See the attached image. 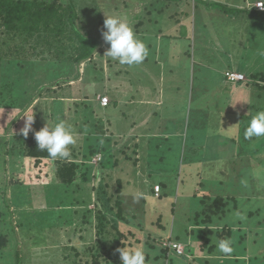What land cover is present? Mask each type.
<instances>
[{"label":"rangeland","instance_id":"obj_1","mask_svg":"<svg viewBox=\"0 0 264 264\" xmlns=\"http://www.w3.org/2000/svg\"><path fill=\"white\" fill-rule=\"evenodd\" d=\"M65 1L67 2V0ZM74 1L78 14L77 24L84 26L83 32L87 33L89 37L98 38L101 46L99 52L94 54L88 64L81 65V81L78 84L75 85V82L74 85H71V82L64 83V78L60 79L61 76L57 80L55 77L50 79L54 76V70H51L52 67L49 64L53 63L41 61L39 57H34L33 60L26 62L29 64L32 62L35 65H32L29 77L26 79H21L22 76H18L19 82L15 79L16 75L12 67L6 64L7 62L3 61L0 64L1 67L4 66L0 75L2 78H6L5 80L0 79V264H8L9 255L14 256V254L18 256L15 264H93L96 260L94 256H100L99 264H115L103 262L106 260L108 245L105 246V241L100 242L96 236L95 228L93 229L94 226L96 227L97 211L102 210L103 214L107 215V208H102L101 192H104L110 200L108 207H111L113 214L117 213L121 206L122 214L130 219L131 225L126 226L124 232L129 234V230L140 229L139 232L135 231L134 237L129 238V236L127 239L121 240V244H125L126 248L129 243L133 244L135 240H140V244L135 248L141 247L146 254L159 253L161 250L160 241L158 248H149L148 244L165 239L162 238L163 235L168 238L171 230L179 232L183 224L190 226L189 230L202 229L203 226L195 227L190 223H183L184 216L190 215L187 217V220H190L192 214L198 212V208H200L198 213L200 221L209 217V221H212L209 228L218 230L219 234L212 236V240L203 247L200 244L202 241L198 243L202 247L203 253L201 252L198 257L195 256L194 260L199 261L200 264H264V168H257L256 177L252 179V182L244 183L241 179L239 183L230 182L223 186L221 183L216 187L211 184L213 179L210 178L218 172L216 163L212 160L210 162L209 157L218 153L219 143L217 140L221 128L217 127L222 123V118L217 119L216 113L210 114L211 122L208 131L210 138H207L208 145L204 151L205 161H207L203 162V165L208 163L210 166L205 168L203 165H199L198 168H190L191 171L185 173L186 177H184L186 168L180 166L177 150L167 152L164 150L165 145L156 149L158 139H153L148 147L147 164L143 162L142 158L138 159L140 156L138 147L135 148L131 145L128 148L130 151L122 150L127 146L126 143H123L126 137L122 141L117 139L116 142L112 138V143H109V139L106 142L103 141L110 135L115 137L113 133L118 125L117 121L121 125L125 123L118 120L117 111L110 104L114 102L118 104L121 101L118 92L114 90L111 92V87L114 85L113 78L123 72L124 69L121 67L124 65L105 55L110 47L102 37V32L106 30L104 29L106 15L119 14V16L127 18L129 23L131 22L130 25L135 34L145 32V35L152 38L153 56L148 55L146 58L150 61V68L154 69L152 58L156 54L155 49L160 46V37H164L171 30L170 13H174L175 5L173 3L169 5L164 0L168 7H165L164 11L159 14V0ZM155 1L158 3L153 6L152 3ZM234 1L227 0L229 5H219L218 9L228 11V13L232 11L240 13L232 8ZM259 1L263 2V0L256 1L251 9L256 10L255 4ZM200 11L205 13L210 9L206 10L205 7H202ZM131 14L135 20L131 19ZM136 15L137 19L134 18ZM147 21L150 22L147 23ZM139 22H144L140 28L136 27ZM245 22L231 21L226 27L223 23L212 21L210 30L205 35V45H209V39L213 42L212 45H222L223 50L231 52L230 59L225 55L229 53L226 51H224L225 54L220 52L212 58L213 63L209 73L216 75L220 80L223 78L222 73L231 68L230 61L238 63V71L246 75L251 74L252 76L253 74L264 77V17L253 14L251 22ZM229 27L231 28L230 33ZM238 35L243 38L238 39ZM229 36H232L231 42L227 40ZM164 39L169 40L167 37ZM134 67L136 68V65ZM128 69L130 70L131 67L128 66ZM124 74L120 78L121 82L126 81L128 77ZM189 78L196 81L198 79L197 71L191 70ZM208 79L213 80L210 74ZM11 81L14 85L12 88L15 90L12 93L9 90ZM116 82L120 83L119 77ZM256 82L257 80L251 81V112L264 107V95H261L264 92L261 88H257L264 84ZM130 86L136 87V81L134 80ZM219 86L222 88L220 83ZM226 92L227 90L225 92L222 90L225 98L227 97ZM105 94L109 95L108 104L111 105L108 108V117L98 107V99ZM259 95L262 97L258 98ZM57 96L63 101H56ZM118 108L121 113V111L127 112L134 106L123 105ZM212 109L217 110L215 107ZM20 112L34 115L33 131L29 132L27 138L19 134L25 124V118L18 114ZM141 112L144 111L141 110ZM61 120L71 126L76 140L74 145L69 146L70 158L49 159L42 156L39 159H31L27 155L25 146L35 139L34 132L44 127L46 121L54 124ZM99 120L103 122V129L99 127L97 122ZM128 124L126 122V125ZM230 129L224 128L223 133L229 134ZM102 130L103 132H101ZM261 139L264 137L252 138L251 144L256 146ZM169 140L173 144L169 147L173 149L177 142L172 138ZM138 142L141 144V140ZM32 143L36 144V142ZM243 144L245 143L241 141V145ZM98 148H103V151L109 149V151L105 156L99 153H97L99 155L95 154L88 162L87 166L89 167H85V155L92 149L99 150ZM143 148H146V145ZM223 151L222 149L221 152ZM126 153L130 154L131 159L128 155L125 158ZM143 153L144 151L142 155ZM100 155L102 160L96 161ZM71 161H75L74 163L78 166L73 178L74 184L81 185L83 177H86V182L88 181L87 183L91 185L90 189L87 185H82L81 190L70 186L66 189L62 186L58 169ZM231 167L229 166V169ZM144 169L147 171L148 182L144 181L146 180ZM197 169L203 171L202 176L193 179ZM138 172L139 176L141 173L144 176H136ZM201 183H207L210 186L209 190L213 192L210 191L211 194L210 192L207 194L212 198L224 192L225 197L228 196L226 199L232 197L243 201L237 206L233 204L232 210L226 217L222 211L223 205L217 204L214 207L212 199L206 200L203 207H198V197L202 199L206 195L200 192ZM141 184H144L143 187ZM155 184L162 185V192L158 195H161L160 199L154 196ZM193 184H195V189L189 195ZM201 188L204 189L203 186ZM85 189L91 190V193ZM143 190L147 194L144 201L141 198ZM138 196L139 199H137ZM203 210H206L205 214L202 213ZM89 211L92 213L91 217L87 216L84 223L88 220L92 225H85L83 224V215ZM238 211L244 214V220L237 218L236 212ZM107 216L109 217V215ZM82 225L85 226L86 231L78 233L77 231L81 229ZM109 231V237L116 238L115 235L111 236L114 232L110 227ZM229 232H231L230 235ZM221 239L231 240L233 252L230 255L219 252L217 245ZM1 240H4L3 243ZM71 240L77 241L78 251L72 249V251L63 252L60 245L67 246L68 241ZM166 240L162 241V244H165ZM71 246L72 243L68 245V247ZM97 246L100 248L98 251L96 250ZM113 246L117 245L113 244ZM117 249L119 247L115 249V252L119 254ZM182 249L181 254L187 255L193 260V249L190 247H182ZM74 251L78 253V256H75ZM211 251L213 252L211 253ZM154 256L149 255V259L154 263L147 264L159 263L153 260ZM163 262L167 264L166 261Z\"/></svg>","mask_w":264,"mask_h":264},{"label":"crops","instance_id":"obj_2","mask_svg":"<svg viewBox=\"0 0 264 264\" xmlns=\"http://www.w3.org/2000/svg\"><path fill=\"white\" fill-rule=\"evenodd\" d=\"M221 1L223 2L220 3ZM256 1L258 0H235L232 3V8L240 11V13L233 11L228 13V11H221L213 8L219 5L228 6L229 3L227 0H181L177 2L167 0L166 3L169 5L171 3L175 5L174 13H170V20H172L171 30L164 36L170 41L159 36L160 46L155 49L156 54L152 58L154 69L150 68V61L146 58L141 64L136 65V68L131 66L130 70L127 65H124L121 67L124 69L123 72L118 73V76L113 78L114 85L111 87V92L112 90L118 92L117 94L118 97H121V101L118 104L116 102L110 103L112 105L110 106L117 111L118 120L125 123L121 125L117 121L116 123L118 125L115 128L116 131H113L116 138L110 135L106 137L105 140L109 139V143H112V138H114V142H116L117 139L122 141L126 137L123 143H126L127 146L122 148V150L125 152L130 151L128 148L131 145L135 148L138 147V149H140L138 150L139 155L141 156H138V159L142 158L143 162L147 164L148 156H146V152L149 149L148 147L153 139H158L159 142L156 149H159L161 145H165L164 150L167 152L177 150L179 153L178 161L180 166L186 168L184 172V177H186L185 173L191 171L190 168H198L199 165H203V162L207 161H205L204 151H206L208 139L210 138L208 134L209 123L211 122L210 114L216 113L217 119L222 118V123L217 127L221 128L217 140L219 143L217 146L218 153L210 155L209 161L211 162L212 160L216 165H225L224 167H228L230 171L229 176L236 183L241 181V169L244 165V167L246 166L247 168L246 176H250L246 182H251V173L255 175L252 178L254 179L258 171L257 168H264V151L251 156L249 153L251 151V146H249L251 144V139H245L244 137L241 140L240 135L241 130L244 128V120L250 118L251 115V74L246 75L238 71L237 68H239V65L235 61H230L231 68L226 69L222 73V81L218 79L216 75L209 73L210 68H212L213 56L220 54V52L224 53V51L228 53L229 50H223L222 45L218 46L219 44L212 45L213 42L209 39V45H205V35L210 30L212 21L223 23L226 27L231 21L239 20L244 23H246L245 21L251 22V8ZM155 3L157 2L155 1L152 5L154 6ZM202 7H205L206 10L210 9V11H206L205 13L201 12L200 9ZM164 8L165 6L160 8L161 11L158 10V13H162ZM255 11L258 12V10ZM186 12L190 13L189 17L185 15ZM131 16V19H133L132 14ZM135 17L136 19L138 18L137 15L134 16V18ZM149 22L150 21H147V23ZM143 25L144 22H139L136 27L140 28ZM230 31L231 28L229 27V33ZM144 33L145 32H137L136 35L147 46L148 55L153 56L151 51L152 38ZM237 38L241 39L243 37L238 35ZM227 40L231 42L233 40L232 36H229ZM225 55L230 59L229 56H231V52ZM49 65L52 67L51 70L55 71H53L54 76L50 79L54 77L56 80L59 79L56 78L61 72L58 66L55 64ZM191 70H196L198 73V79L196 81H192L189 78ZM227 72L242 74L245 76V80L232 84L227 81L225 77ZM123 74L129 78L127 77L126 81L121 82L120 78ZM209 74L213 80L208 79ZM27 77H29L28 74L26 75V78ZM118 77L120 83L116 82ZM134 80L137 86L131 87L130 84L132 85ZM79 81L81 80L75 82V85L78 84ZM218 82L221 84L222 88H220ZM195 83L198 84L195 85ZM71 85H74V82H72ZM194 86L195 89H193ZM222 90L223 92L227 90L226 98L225 96L223 97ZM193 92L195 94L194 97ZM106 96L108 98L109 95L105 94L103 97ZM55 100L63 101V99L58 98V96ZM123 105L127 107L134 106V108L129 109L127 112L121 111L120 113L118 106L121 108ZM110 106L109 104L107 106H102L100 104V98L98 99V107L104 111L103 114L107 117L108 108ZM214 107L217 108L216 111L212 109ZM141 110L144 112H141ZM23 112L18 114L23 115ZM93 114L95 113L93 112ZM192 115H194V117H205L206 121L197 120L196 118L193 119L191 117ZM97 122L99 127L100 124L103 125L102 120ZM126 122L129 124L126 125ZM133 128L138 129L134 130ZM224 128H231L230 133H223ZM101 132H103V130ZM133 132L135 133L133 134ZM168 137L177 142V145L173 147V149L169 147L173 144ZM140 140L141 144L138 142ZM240 140L245 144L241 145ZM145 145L146 148H143ZM222 149L224 150L223 152H221ZM143 151L144 153L142 155ZM206 166H210V164L207 163L203 165V167ZM229 166H232L231 169H229ZM202 172L203 171L197 169L193 175V179L199 176L201 177ZM144 173L146 179L148 176L145 169ZM164 173L165 171L163 174ZM136 176L140 177L144 175L141 173L139 176L138 172ZM144 181H147V179ZM141 185L143 187L144 184ZM154 186L161 187L159 192L161 194L162 185L155 184ZM191 188L192 191L188 193L189 195L194 191L192 185ZM144 191L145 190L141 192L142 201L145 200L144 197L147 195ZM154 196L158 199L161 198V195L157 197L154 194ZM187 229L189 230L190 226H188ZM171 232L168 238L163 235L162 238L165 239L156 240L155 242L157 245L159 241L161 244L162 241L167 239L185 248L190 247L189 242H174L173 239H171ZM150 261L154 263L152 260ZM160 263H162V261H159L158 264Z\"/></svg>","mask_w":264,"mask_h":264},{"label":"trees","instance_id":"obj_3","mask_svg":"<svg viewBox=\"0 0 264 264\" xmlns=\"http://www.w3.org/2000/svg\"><path fill=\"white\" fill-rule=\"evenodd\" d=\"M172 1L177 2L181 0ZM164 6L167 7L165 1L159 0V7L162 8ZM213 8L218 9L217 6ZM88 13H90L89 10ZM253 14L264 17V12L260 13L259 11L256 12L255 10L251 9V15ZM185 15L189 17L190 13L186 12ZM77 20L78 14L76 11V4L74 0H67V2L65 0H62L61 2H59L58 0H0V64L3 61L7 62L6 64L12 67L13 72L16 75L15 79L19 82L20 78H18V76H22L21 79H26V75L29 74V70L31 69V67H33L32 65H35V63L31 62L29 64L26 62L33 60L34 57H39L41 61H47V63H53L58 66L59 71L61 72L56 78H59L61 75L60 79L64 78V83H72L81 80V65L83 63L88 64L94 54H96L97 51L99 52L101 46L99 40H97L98 38H91L87 33L83 32L84 26L81 24H77ZM29 58L30 60H28ZM27 66L29 67L28 70ZM3 70L4 66L0 68V74L3 72ZM0 79L5 80L6 78H2V76L0 75ZM253 80H257V84H264V77H259L252 74L251 81ZM12 82L13 81L10 82L11 84L9 87L11 93L15 91L12 88L14 86ZM197 84L195 83V85ZM257 88H261V90H263L262 92H264V86H258ZM193 89H195V86L193 87ZM194 95L195 94L193 92V97ZM261 95L264 94L262 93ZM261 97L262 96L260 95L258 96V98ZM261 110H264V107L260 108L259 110H255V112H251L250 118L244 120V128L240 132L241 140L244 138V131L248 126V123L253 118V116ZM191 117L193 119L196 118L197 120L199 119L201 121H206L205 117H194V115H192ZM100 127H102L101 124ZM103 141L106 142L107 140ZM32 142H36V140L32 139ZM32 142L30 141L27 144L25 143L27 155L31 159H39V157L42 156L48 157L46 151L38 150L37 142L36 144H33ZM107 151H109V149ZM107 151H103V148L99 150H90L89 153L84 157V166L89 167L87 166L88 162L91 161L95 154L99 153L105 156ZM263 151L264 139H261L258 141L256 146H254V144H251V151L249 153L251 154V156H253ZM127 155L128 154L126 153L125 158L127 157ZM128 157H130V155H128ZM74 162L75 161H71L69 164H64L62 168L58 169V176L62 180V186L66 189H68L70 186L73 188L76 187L78 188V190H81L80 187L82 185H87L88 189H90L91 185L87 183L88 181L86 182V177H83V182L81 185L74 184L73 178L75 176L76 170L78 169V166ZM222 166L223 165H216L218 173L213 174V177L210 178L213 179L211 180V184L214 187H216L217 184L219 185L220 183L223 186L225 185V183L230 184V182H234V180L229 176L230 173L228 167H224L225 165L223 167ZM242 167L241 179L244 183H246L247 179L250 178V176H246V166L244 167L243 165ZM254 176L255 175L251 173V182ZM192 186L195 189V184H193ZM202 186L204 187V189L201 188ZM199 187L200 192L206 195H204L202 199L198 197V207H203L206 200L209 201V199H212L215 204L214 207L217 206V204L223 205L222 211L225 217L232 210L231 208L233 204L237 206L243 201L232 197L226 199L228 198V196L226 195L225 197L224 192H222L223 194L219 193L216 195V197L212 198L209 194H207V192L211 191L209 190L210 186L207 183H201ZM88 189H85V191H88ZM88 192L91 193V190H89ZM100 196V200L102 201L103 205L102 208H107V215H109L110 217L109 218L106 214H103L102 210H98L96 213V227H93V229L95 228L96 230V236L100 239V242L105 241V246L108 245V251L106 252L107 255H105L106 260L103 262L121 264V260L119 259L120 255L115 252V249L118 247L126 248L125 244H121V240L127 239V237L129 236V238L134 237L135 231L139 232L140 229L135 228L134 231L129 230V234L124 232L126 226L131 225L130 219L126 218L122 214L121 206H119L120 209L118 210V212L113 214L111 207H108L110 206V200L107 198V196H105V193L101 192ZM199 209L200 208H198V212L192 214V218H190V220H187V217L190 215L186 217L184 216L183 223H190V225H193L195 227L203 226L201 230H188V226L183 224V229L179 226L181 228V231L171 232V239H173L174 242L190 243L189 246L193 249V260H191V258L187 255L178 254L172 248L161 247L159 253L153 254L155 255L153 259L155 262L162 261V263L160 264H164L163 261H166L167 264H200L199 261L194 260L195 256L198 257L201 252L203 253L201 248L212 240V236H218L219 232L218 230L209 228V226L212 224V221H209V217L205 218L204 221L203 219L202 221H200V214H198L200 211ZM202 213L205 214L206 210H203ZM91 214L92 213L89 211L88 213H85L83 215V224L92 225V223L88 220L84 223L85 218L87 216L90 218ZM119 225L122 226L119 227ZM109 227L114 232V234H111V236L115 235L116 238L109 237ZM85 231L86 228L84 225H82L81 229H79V231L77 232L84 233ZM230 234L231 232H229V235ZM72 240L68 241L67 246L60 245V247L63 248V252L72 251V249H76V251H78L77 241ZM3 241L4 240H1L2 243ZM127 242L129 243L130 241ZM199 242L200 244H202V247L199 246ZM71 243L72 246L68 247V245ZM113 244L119 246H113ZM138 244H140V240H135V243H129L127 248L134 249ZM147 247L158 248L159 244L157 245L156 242H150ZM212 249L214 250V248ZM96 250L98 251L100 250V248H98L97 246ZM76 251H74L75 256H78V253ZM212 252L213 251H211V253ZM149 255L150 254H146V264L151 262V259H149ZM17 257L18 256H16L15 254L14 256L9 255V259H7L9 261H7V263L10 264L11 262V264H15ZM99 257L94 256L96 260L93 262V264H99Z\"/></svg>","mask_w":264,"mask_h":264},{"label":"clouds","instance_id":"obj_4","mask_svg":"<svg viewBox=\"0 0 264 264\" xmlns=\"http://www.w3.org/2000/svg\"><path fill=\"white\" fill-rule=\"evenodd\" d=\"M104 29L106 30L102 32L103 40L110 45L105 52L107 57L118 61L121 65L131 67L141 64L148 56L147 46L137 37L127 18L118 15H106ZM21 116L25 118V124L20 129L19 134L27 138L29 132L33 131L34 115L25 113ZM244 137L249 140L264 137V110L258 111L250 120L244 131ZM34 138L37 142L38 150L46 151L51 159L70 158L71 151L69 146L76 143L71 126L63 120L54 124L46 121L44 127L34 132ZM139 198L138 196L137 199ZM236 216L240 220L245 219L244 214L239 211L236 212ZM168 244L177 243L169 240H166L165 244L161 242L162 247L172 248ZM217 247L219 252L224 255H230L233 252L230 239H221ZM117 252L120 254L121 264H146V253L141 247L134 249L123 247L117 249Z\"/></svg>","mask_w":264,"mask_h":264},{"label":"built area","instance_id":"obj_5","mask_svg":"<svg viewBox=\"0 0 264 264\" xmlns=\"http://www.w3.org/2000/svg\"><path fill=\"white\" fill-rule=\"evenodd\" d=\"M261 7H264V3L263 2H257L255 4V8L258 11L264 12V8H261ZM225 77H226L227 81H229L232 84L238 83V82H242V81L245 80V76L244 75L238 74V73H233V72H227L225 74ZM108 103H109V100H108L107 97H101L100 98V104L102 106H107ZM101 160H102V156L100 155V156L97 157L96 161H101ZM154 191H155L156 196H158V193L160 191L159 186H155ZM168 246L172 247V249L175 250L178 254H181L182 251H183L182 246L179 245V244H168Z\"/></svg>","mask_w":264,"mask_h":264}]
</instances>
